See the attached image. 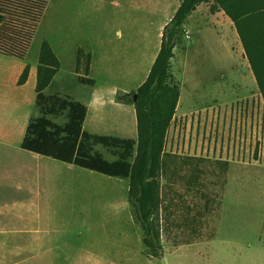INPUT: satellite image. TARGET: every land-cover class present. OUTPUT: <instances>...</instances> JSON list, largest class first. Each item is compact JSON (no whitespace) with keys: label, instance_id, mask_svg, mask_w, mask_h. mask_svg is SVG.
<instances>
[{"label":"rangeland","instance_id":"obj_1","mask_svg":"<svg viewBox=\"0 0 264 264\" xmlns=\"http://www.w3.org/2000/svg\"><path fill=\"white\" fill-rule=\"evenodd\" d=\"M60 3L68 8L62 20L56 13ZM92 6L84 0H50L26 58L0 55V80L5 81H0V128L7 123L13 128L7 141L0 142V165L41 164L47 175L52 173L36 215L29 216L38 220L47 237L40 242L27 234L0 233V264H264L263 96L258 88L260 94H253L250 109L239 93L214 95L206 88L201 95L204 86L213 89L219 72H227L234 61L218 47L216 52L209 45L193 51L185 83L183 74L172 73L182 99L167 133L159 177L164 256L147 255L129 202V179L51 158L36 160L21 149L23 126L39 111L36 78L23 86L18 81L25 64H37L43 41L51 43L63 62L58 80L47 92L60 88L77 100H83L87 88L73 71L76 44L83 36L94 38L100 32L107 41L111 35L118 41L117 29L105 25L117 19ZM58 20L66 26L61 29ZM181 54L180 48L177 56ZM102 65L100 55L97 71ZM148 65L144 61L143 73ZM139 80L126 79L132 86ZM7 94L22 105L11 111ZM53 119L66 121L65 116ZM97 148L114 159L103 147ZM7 193L9 201L17 196L15 190Z\"/></svg>","mask_w":264,"mask_h":264},{"label":"trees","instance_id":"obj_2","mask_svg":"<svg viewBox=\"0 0 264 264\" xmlns=\"http://www.w3.org/2000/svg\"><path fill=\"white\" fill-rule=\"evenodd\" d=\"M50 0H0V55L24 60ZM213 1L235 23L246 56L264 99V0H182L163 29L160 52L144 83L136 90L116 93V101L135 108L137 138L92 133L84 128L88 105L61 94L45 93L61 67L51 44L44 40L40 50L36 84L39 115L26 128L21 148L104 175L129 179V202L133 218L142 230L147 255L164 256L159 210L160 172L166 137L181 96L172 82V59L184 25L194 9ZM92 54L77 50V71L90 70ZM26 66L19 84L26 82ZM84 85L95 80L79 76ZM137 94V101H134ZM65 116L61 124L53 118ZM114 159H108L97 147Z\"/></svg>","mask_w":264,"mask_h":264},{"label":"crops","instance_id":"obj_3","mask_svg":"<svg viewBox=\"0 0 264 264\" xmlns=\"http://www.w3.org/2000/svg\"><path fill=\"white\" fill-rule=\"evenodd\" d=\"M181 1L84 0V2L92 4L93 9L98 11V13L106 12L110 15V19L112 17L117 19V23H111L110 21L105 25L107 28L117 29L114 36L118 40L115 41L113 35H111L107 41V38L105 39L103 34H101L102 32H100L99 36L94 38L85 35L76 44V51L79 47H83L92 54L88 73L85 70L77 71L76 57L73 71L77 76L78 82H80L79 76L81 75L94 79L96 82L94 86L84 85L80 82L85 87V90L87 88L83 100H79L88 105V113L84 123L86 130L88 129L92 133L137 138L138 129L135 108L118 103L115 99L116 93L119 90L131 92L144 83L160 52L163 29L177 12ZM65 10L68 12V8H64L63 3H60L56 9V13L60 14L61 20L65 17ZM59 23L60 20H58V26L61 29L66 26L64 23ZM207 45L213 47L212 49L215 52L218 47L219 53L224 51V53L230 54L234 61L227 72H219V78L214 81L215 85L211 84L213 89L206 85L201 89V95L206 88L208 92L214 93V95L239 93L240 95H245V100H241H244V103H248L251 109L253 107V94H260L256 77L246 56L235 23L222 9L216 7L213 1L198 5L186 21L184 31L174 50L172 73H175V75L183 74L185 83V70L188 60L193 57V51L197 47L204 48ZM180 48L182 49V54L177 56ZM54 52L60 60L61 67L50 85L45 89L47 94H53L47 91L51 90V86H54L63 67L61 58L55 50ZM100 55L103 65L101 71H97ZM144 61L145 63L149 61V65L143 73ZM26 66L30 68L28 79L25 83L19 85H27L33 77L36 78L37 84L39 58L37 64H25L23 68L25 69ZM138 76L140 80L137 86L127 83L126 79L128 77ZM0 81L5 82L4 79ZM59 89L56 92L73 97ZM181 99L182 97H180V101ZM6 100L11 111H14L16 106L22 105V101L11 94H7ZM180 101L179 104H181ZM260 102L264 104L262 98H260ZM27 125L23 126L21 142ZM12 134L13 128L11 124L7 123L0 128V142H6ZM29 153L34 154L36 156L35 159L40 161L41 158H50L33 152ZM48 176L52 177V173L47 175L43 171L41 164L32 168L15 162H7L0 165V233L27 234L43 242V239L47 237V232L41 228L42 225H40L38 220L33 221L29 216L36 215L35 207L40 206L39 197L41 196L43 200L44 196L42 193L49 189V185L46 184ZM10 190H15L17 193V196L11 201L8 200L9 194L7 193Z\"/></svg>","mask_w":264,"mask_h":264},{"label":"water","instance_id":"obj_4","mask_svg":"<svg viewBox=\"0 0 264 264\" xmlns=\"http://www.w3.org/2000/svg\"><path fill=\"white\" fill-rule=\"evenodd\" d=\"M134 101H137V94H134Z\"/></svg>","mask_w":264,"mask_h":264}]
</instances>
